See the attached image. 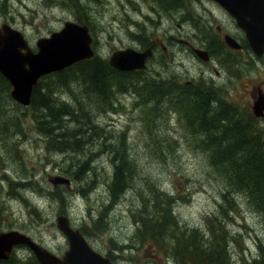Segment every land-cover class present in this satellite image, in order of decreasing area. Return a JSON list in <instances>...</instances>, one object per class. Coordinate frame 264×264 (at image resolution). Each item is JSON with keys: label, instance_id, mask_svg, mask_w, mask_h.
Here are the masks:
<instances>
[{"label": "rangeland", "instance_id": "obj_1", "mask_svg": "<svg viewBox=\"0 0 264 264\" xmlns=\"http://www.w3.org/2000/svg\"><path fill=\"white\" fill-rule=\"evenodd\" d=\"M76 1L57 0V3L46 5L44 0H5L4 4L0 0V24L7 22L19 28L34 48L37 37L60 28L67 19L79 20L78 17L84 14L93 30V48L101 56L108 57L114 49L125 46L138 49L155 48L154 54L147 61L148 75H178L179 81L182 82L190 78H211V86H215L219 92L229 88L225 97L230 101L239 102L242 106H249L253 101L255 96L251 95V91L254 87L258 86L264 90V56L263 59L254 60L246 51H237V57L244 61L243 64L238 63L236 58L218 45L210 32L201 28L206 24L209 29L217 31L216 26L221 25L240 38L233 18L215 0H184L183 7L179 4L172 9H165L153 0H79L82 7ZM195 16H199V23L196 22L198 17ZM179 21L180 26L177 25ZM174 36L194 39L198 45L206 43L208 49L213 51V58L208 64H204L198 57L185 51L184 46ZM137 37L145 39V47H141ZM159 39L167 42L165 45L168 54L162 51L160 45H156L155 42ZM161 56L167 59L164 62L166 64H163ZM219 60L222 64L217 68L221 70L222 75L216 76L210 67L218 65ZM234 70L240 71L239 79L235 76L232 78L231 73ZM118 96L120 100L117 101L120 102H117V110L99 112L95 121L106 133L109 131L120 134L129 126L126 144L127 151L130 148L137 165L136 190L128 189L120 202L112 206L108 215L107 231L88 239L91 245L102 253L108 249L112 250L116 256V264H164V257L156 254L147 243L138 247L119 248L121 244H131L130 237L136 225L131 208L137 207L136 193L140 188L143 191L142 182L154 179L170 193L175 194L178 201L174 207L182 224L202 228L205 226V216L217 209L223 185L207 167L205 154L194 148L190 140L187 142L181 136L178 145L174 141L168 143V140L157 143L162 136L148 134L147 130L142 129L139 110H130L133 93H119ZM63 97L67 95L62 94ZM13 106L11 105L10 109ZM25 118L29 120L28 117ZM160 119L156 117L149 124H145L154 129L157 123L170 134L183 135L184 129L178 123V116L173 114L170 123H166L164 119L161 122ZM25 127L28 129L27 123ZM10 128H13V125ZM256 130H260L263 138L264 117L259 119ZM13 137L17 138V134H10L8 138L4 135L3 138L10 142ZM18 138L23 148L22 162L17 159L16 148L8 151V154L16 156L6 161L5 166L0 164V206L5 208L0 213V228L20 229L60 254L67 247L64 235L55 224L56 215L64 211L61 203L36 191L19 190L28 198V202H25L16 195L15 188L10 186V178L6 180V176H11L17 184L18 175H21L22 171L27 174L25 169H28L31 172L30 177H35L43 188L50 189L52 183L49 178L63 174L61 169L66 167L68 161L66 152L46 151L43 144L45 141L39 132L28 131L26 137ZM98 148L96 146L91 150L97 153L93 155L92 165L99 172L97 174L94 170L91 171V177L99 179V183L88 195L83 196L77 190L78 183L71 180L65 192L69 196L65 212L77 226L84 221H92L97 217L101 205L109 204L107 186L101 178L103 175L110 176L112 163L109 153H103ZM76 157L81 159L78 154ZM83 183L82 186H85ZM236 199L240 209L237 214L232 215L229 212L227 216L230 218L226 219L231 235L236 238H230L232 259L235 264H264V248H259L264 247L262 215L248 203L241 191L229 194V201L234 202ZM28 203H37L41 220L32 215ZM258 237L262 240L261 243ZM111 238L115 241L114 244H111ZM29 251L26 247H20L14 253L19 256L29 254ZM253 258L258 259L257 263L253 262ZM169 259L168 264H174L172 259Z\"/></svg>", "mask_w": 264, "mask_h": 264}, {"label": "trees", "instance_id": "obj_2", "mask_svg": "<svg viewBox=\"0 0 264 264\" xmlns=\"http://www.w3.org/2000/svg\"><path fill=\"white\" fill-rule=\"evenodd\" d=\"M153 1L165 9H172L179 4L184 6V0ZM1 2L4 4L5 0ZM44 2L48 5L57 3V0ZM76 2L82 7L79 0ZM84 16L81 14L78 21L87 23L92 32L90 21ZM197 17L196 22L199 23L200 18ZM201 28L205 32H214L218 45L236 58V51H228L219 33L209 29L206 24ZM138 40L141 47H145V39ZM161 58L164 60L163 64H166L164 62L167 59L164 56ZM237 59L240 61L239 57ZM146 68L147 66L118 69L109 63L108 57L94 52L89 58L42 75L34 85L29 104L19 103L12 98L11 85L0 72V164L5 166L6 161L16 156L8 154L10 149L16 148L17 159L22 162L24 154L18 136L24 138L28 131L39 132L45 141L43 144L46 151L66 152L68 161L61 171L70 181L78 183V192L86 196L99 183V179L91 177V171L94 170L97 174L99 172L92 165L93 155L97 153L91 149L97 146L103 153H109L112 171L110 176L103 175L101 178L107 186L109 204H102L97 217L89 222L84 221L79 226L87 239L101 235L109 227L108 215L112 206L120 202L128 189L136 190L137 165L130 148L127 151L129 126L120 134L109 131L106 133L95 119L97 120L99 112L117 110L119 93L131 92L134 99L130 110H139V118L144 127L142 129L147 130L148 134L162 136L157 143L168 140V143L174 141L178 145L181 136L187 142L190 140L194 148L205 154L207 167L223 187L216 211L205 216V226L202 228L182 224L174 207L178 197L156 180L146 179L142 182L143 191L140 188L135 192L137 207L131 208L136 223L130 237L131 244H121L119 248L138 247L147 243L156 254L164 257V264H168L169 258L174 264H235L230 248V238L234 236L229 231L226 219L230 218L227 216L229 212L232 215L238 213L240 204L237 199L229 201V194L241 191L248 203L260 212L264 224V147L261 132L256 130L259 119L250 105L242 106L239 102L221 96L218 89L210 85L208 78L195 79L194 85L184 84L179 81L180 78L174 77L176 75H148ZM231 74L237 79L241 76L239 70H234ZM62 94L67 97L62 98ZM11 105H14L12 109ZM173 114L178 116V123L184 129L183 135L170 134L157 123L154 129L146 126L156 117L161 118V122L164 119L163 121L170 123ZM12 125L13 128H10ZM13 133L17 134V138H11L10 142L3 138L4 135L8 138ZM77 154L81 159L76 157ZM25 170L27 174L22 171L18 175L17 184L11 176H6V180L10 178V186L15 188L16 195L28 202V198L19 190L29 189L31 192L42 193L59 201L64 210L61 208L62 213H66L69 196L65 192L68 186L63 182L53 183L49 178L52 188L45 189L35 177H30L28 169ZM82 182L85 186H82ZM28 206L32 215L40 219L37 203H28ZM4 209L0 206V213ZM258 238L261 243L262 240ZM112 243L115 241L111 238ZM259 248L263 250L264 247ZM14 252L15 250L9 257L1 259L0 264H40L31 251L19 256ZM103 253L116 264V256L112 250L108 249ZM257 258L252 259L254 263H257Z\"/></svg>", "mask_w": 264, "mask_h": 264}, {"label": "water", "instance_id": "obj_3", "mask_svg": "<svg viewBox=\"0 0 264 264\" xmlns=\"http://www.w3.org/2000/svg\"><path fill=\"white\" fill-rule=\"evenodd\" d=\"M244 31L252 50L264 52V0H215ZM225 43L233 48L239 42L224 33ZM93 36L87 23L67 19L58 29L35 40V49L25 34L7 22L0 24V72L9 81L10 95L22 104H29L38 79L52 71L63 69L74 62L94 54ZM198 56L207 59V50L196 47ZM153 53L151 47L138 49L125 46L114 49L109 63L118 69L144 68ZM251 108L256 116L264 115V91L257 89ZM264 147V137L262 139ZM53 183L69 185L70 179L56 174ZM55 224L62 232L67 247L58 254L17 228L0 230V260L9 257L17 245L27 246L40 264H115L109 256L94 248L80 228L71 222L69 215H56Z\"/></svg>", "mask_w": 264, "mask_h": 264}, {"label": "flooded vegetation", "instance_id": "obj_4", "mask_svg": "<svg viewBox=\"0 0 264 264\" xmlns=\"http://www.w3.org/2000/svg\"><path fill=\"white\" fill-rule=\"evenodd\" d=\"M227 12V11H226ZM228 13V12H227ZM229 14V13H228ZM230 15V14H229ZM231 16V15H230ZM232 17V16H231ZM233 18V17H232ZM234 20V19H233ZM234 22H235V20H234ZM235 24H236V22H235ZM177 25L178 26H180L181 25V23H180V21L179 22H177ZM237 25V24H236ZM237 27H238V29L237 30H239L238 32L240 33V38L239 37H237L234 33H232L231 31H230V29H228V28H226V27H223V26H221V25H217L216 26V32L217 33H219L220 34V38H223V34L224 33H229V34H231L238 42H239V44H240V47H238V48H233V47H230V46H228L227 44V49H228V51L229 52H237V51H239V52H242V50H244V51H246V53L248 54V55H250V57L252 58V59H263L264 57V52L262 53V54H260V55H258V54H256L253 50H252V48L250 47V45L248 44V42H247V39H246V37H245V34H244V31L237 25ZM212 35H214L215 33L214 32H210ZM216 35V34H215ZM174 38L175 39H178V41L184 46V48L186 49L185 51H187V52H189L190 54H192L193 56H196V57H198L200 60H202L203 61V63L204 64H208L210 61H211V59L213 58V51L210 49H208V47H207V45H198V44H196V42H195V40L194 39H190V38H188V37H176V36H174ZM215 39H216V37H215ZM223 40H224V38H223ZM157 43H158V45H160V47L162 48V51H164V53L165 54H168V52H167V49H166V45H167V42L166 43H164V41L163 40H161V39H159V41H157ZM166 44V45H165ZM196 47H199V48H203L204 47V49H206L207 50V59H201L199 56H198V54H197V52H196V50H195V48ZM155 49V48H154ZM208 51L210 52V57H211V59L209 58V53H208ZM239 57V56H238ZM263 57V58H262ZM241 57H239V59H240ZM236 59H237V56H236ZM238 60V59H237ZM242 63L243 64V60H241L240 59V61H238V63ZM220 65H221V61L219 60L218 61V65H216V66H212V67H210V69H212L213 70V72H214V74L217 76V75H222L221 74V70L219 69V68H217V66H219L220 67ZM233 76H234V74H232V78H233ZM176 79L178 78L179 79V77H178V75H176V76H174ZM208 79H211V78H208ZM180 82H182V81H180ZM194 78H190V79H186V80H184L182 83H184V84H193L194 85ZM229 87H230V83H229V85H228ZM179 87V85H177V88ZM258 88H260V87H254L253 89H252V91H251V95L254 97L255 95H256V93H257V89ZM174 89H176V88H174ZM263 90V89H262ZM264 91V90H263ZM229 92V88H226L224 91H221L220 93H221V96H224L225 97V93H228ZM251 104H252V102H251ZM251 104H250V107H251ZM251 110H252V108H251ZM258 119H261L262 117H264V115H262V116H256Z\"/></svg>", "mask_w": 264, "mask_h": 264}, {"label": "bare ground", "instance_id": "obj_5", "mask_svg": "<svg viewBox=\"0 0 264 264\" xmlns=\"http://www.w3.org/2000/svg\"><path fill=\"white\" fill-rule=\"evenodd\" d=\"M146 48V47H145ZM152 49V51L154 50L153 48H151ZM202 49H204V48H202ZM206 50V49H205ZM208 53H209V58L211 59V57H210V52L208 51ZM154 54V51H153V53H152V55ZM39 80V79H38ZM38 82V81H37ZM37 84V83H36ZM31 101V100H30Z\"/></svg>", "mask_w": 264, "mask_h": 264}]
</instances>
